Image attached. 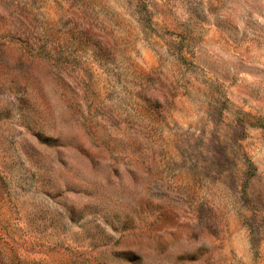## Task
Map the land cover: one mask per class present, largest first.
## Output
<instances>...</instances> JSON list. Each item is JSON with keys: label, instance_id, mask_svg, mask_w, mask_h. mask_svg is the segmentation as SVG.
Instances as JSON below:
<instances>
[{"label": "rangeland", "instance_id": "1", "mask_svg": "<svg viewBox=\"0 0 264 264\" xmlns=\"http://www.w3.org/2000/svg\"><path fill=\"white\" fill-rule=\"evenodd\" d=\"M0 264H264V0H0Z\"/></svg>", "mask_w": 264, "mask_h": 264}]
</instances>
